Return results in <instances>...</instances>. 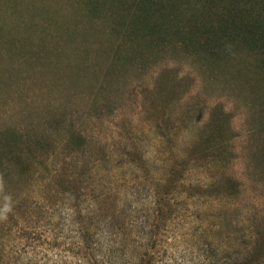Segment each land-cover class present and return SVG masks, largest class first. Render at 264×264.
Returning <instances> with one entry per match:
<instances>
[{
    "label": "rangeland",
    "instance_id": "1",
    "mask_svg": "<svg viewBox=\"0 0 264 264\" xmlns=\"http://www.w3.org/2000/svg\"><path fill=\"white\" fill-rule=\"evenodd\" d=\"M87 20L76 0H0V134L32 125L36 133L47 130L58 140L59 133L48 123L66 116L65 127L73 123L84 132L97 154L98 145L106 144L110 156L91 176L82 174L84 192L107 193V206L118 200L134 221L126 232L153 229L162 234L156 264L234 262V252L244 251L250 242L246 234L252 221L264 220V101L255 103L262 99L255 98L246 81H234L232 68L223 66L225 74L214 77L201 61L182 54L141 64L113 82L108 93L97 94L106 53L88 55L85 63L91 71L85 76L71 61L78 44L59 30L65 21L78 29ZM86 37L100 41L98 46L106 38L100 28ZM245 57L250 64L257 59ZM160 74L167 75L173 91L165 105L158 98L151 105ZM220 111L231 141L221 157L207 156L195 147L206 140L211 114ZM132 147L148 159L144 168L131 162ZM91 165L86 155L80 170ZM173 168L175 181L184 184L165 209L172 217L157 226L151 197L156 182H168ZM222 174L240 182L238 194L205 195L189 187L206 186ZM14 190L0 186V199L8 200ZM21 233L0 237L12 264L23 261L15 236Z\"/></svg>",
    "mask_w": 264,
    "mask_h": 264
},
{
    "label": "trees",
    "instance_id": "2",
    "mask_svg": "<svg viewBox=\"0 0 264 264\" xmlns=\"http://www.w3.org/2000/svg\"><path fill=\"white\" fill-rule=\"evenodd\" d=\"M76 1L88 23L76 29L65 21L59 30L78 44L71 61L85 76L91 71L85 63L90 54L106 53L97 94L108 93L113 82L141 64L182 54L201 61L214 77L225 74L223 66L227 71L232 68L234 81H246L255 98L262 99L255 103L264 101V0ZM97 28L106 37L99 46L100 41L86 39ZM245 56L257 59L250 64ZM161 74L151 90V105L157 98L165 105L173 91L167 75ZM219 113L211 114L206 140L195 147L207 156L221 157L231 141L222 123L223 112ZM48 124L59 133L58 140L47 130L36 133L32 125L0 134V186L15 189L8 200L0 199V237L22 232L15 235L23 248L21 264H156L162 234L153 229L154 233L126 232L134 221L118 200H109L107 206V193L87 196L84 192L82 174L91 176L100 162L110 161L106 144L98 145L97 154L84 132L73 123L65 127L66 116L53 117ZM61 152L63 158L55 161ZM86 155L92 165L82 171ZM128 155H133L131 162L137 166L148 163L137 148H130ZM176 172L171 169L168 182L155 184L151 214L157 226L172 217L165 209L174 204V193L184 184L175 181ZM240 185L233 176L222 174L206 186L189 187L205 195L232 197ZM246 235L250 242L244 251H235L234 262L228 264H264V220H253ZM7 253L0 246V264H12Z\"/></svg>",
    "mask_w": 264,
    "mask_h": 264
}]
</instances>
